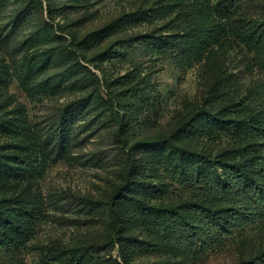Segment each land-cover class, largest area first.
<instances>
[{
	"label": "rangeland",
	"instance_id": "1",
	"mask_svg": "<svg viewBox=\"0 0 264 264\" xmlns=\"http://www.w3.org/2000/svg\"><path fill=\"white\" fill-rule=\"evenodd\" d=\"M200 1L206 10L195 19L176 18L170 5L180 0H0V211L34 212L24 235L11 231L0 244V264H264V220L213 247L189 246L174 233L180 221L159 211L246 201L219 204L225 194L213 185L190 184L200 168L227 183L232 167L249 163L264 185V0L229 9ZM123 15L135 16L117 24ZM195 22L212 35L201 48L168 56L129 47L132 37L163 40ZM245 120L254 127H239ZM164 138L199 157L134 149ZM132 160L146 183L133 194L158 210L122 206L134 241L120 247L110 206ZM253 203L264 216V203ZM185 213L208 238L204 216ZM7 230L0 220L1 238Z\"/></svg>",
	"mask_w": 264,
	"mask_h": 264
},
{
	"label": "trees",
	"instance_id": "2",
	"mask_svg": "<svg viewBox=\"0 0 264 264\" xmlns=\"http://www.w3.org/2000/svg\"><path fill=\"white\" fill-rule=\"evenodd\" d=\"M235 0H222L218 7H223V9H229L231 4H233ZM192 4V5H191ZM183 5L185 10L183 12ZM191 5V7H190ZM205 3L200 0H195L192 3V0H187L183 3V0H180V3H173L170 5V8L173 12H175V16L182 17L183 13L192 12L193 11V18L196 17V14H202L206 8L204 7ZM182 7V8H181ZM180 8V9H179ZM56 8H53L51 5L48 6V13L52 18L56 13ZM196 13V14H195ZM135 15H133L134 17ZM131 15H123L119 20H117V24L128 20L129 18H133ZM196 19V18H195ZM205 24H197L195 22L194 28H188L183 32L179 30L177 33H172L170 35H165L164 39L151 37L149 35L142 36V37H132L129 39V47L132 48L137 43H141L144 45H148L151 47L152 53H161L162 55L172 56L174 53L176 55L178 53H182L183 51L201 48L204 45L209 43V38L212 35H207L204 33ZM214 29V26L212 27ZM185 36V40H183ZM189 36L190 39L189 40ZM91 36H87L81 42L82 45H85L91 38ZM191 44V45H190ZM190 46V48H189ZM66 54L70 59L76 60V53L72 50L66 49ZM78 67V64H75L73 68ZM251 128L254 127L253 124L249 123L247 120L244 122L238 123L239 127L241 125ZM127 123L122 124V129L126 130ZM184 126L181 127V129ZM259 136H264V128L259 129ZM142 146V147H150V148H162L167 147L173 153L179 155H189L194 157H199V154H196L186 148H182L178 146L172 139L164 138L159 140H146L138 142L134 149ZM134 160L129 161L130 171L128 174V178L126 180V184L123 187H120L115 195L112 198L110 212L112 216L113 225L116 228V236L119 242V246H122V242L132 243L134 239L126 234H124V222H123V208L129 201H135L137 203V209L139 214L141 215V211L144 210H152L154 213L158 208L152 205H148L144 200L141 198H137L136 195L133 194L139 187L145 186L146 183L143 181H139L136 178L138 171H136L134 166ZM3 164L0 162V167ZM137 167V165H136ZM8 170V169H7ZM238 170L239 175L235 172ZM237 175H236V174ZM254 169L251 168V165L248 163H241L237 164L235 167H232L230 179L228 178V182L224 183L222 181H218L216 184L215 177L211 179L210 176L205 175L203 168H200V171L196 175V177L189 179L190 184L198 185L201 182H205L207 185H213V189L219 191L217 192L218 195L224 193V196H219V199H223L221 203L224 204L226 201V196L230 198H242L246 199L241 205L237 206L235 203L233 207L226 208L222 206L218 207H210L200 202H186L183 203V206H180L179 210H159L166 214V220L175 223L180 221L181 225H177L175 228V234L180 236L183 244L189 243V246H195L197 242H201L202 246L204 247H213L220 242H222L227 236L233 234L236 229L243 230L244 228L250 227L252 224L256 222H263L264 216L262 211L254 206L253 202L264 203V185L260 182H257L255 178ZM225 191V192H223ZM214 192V191H213ZM123 206V208H122ZM186 210H194L202 214L204 217L202 219L203 228L207 231L208 238L201 239L198 233H195L194 230L196 229L195 224H193L189 219L187 214L185 213ZM151 211V212H152ZM158 211V212H159ZM32 210L25 209L23 213L19 214L18 217H14L7 213L6 211H0V220L4 223V226L8 228L7 231H1L2 234L5 235V238H1L0 236V244L1 246H7L10 239H14V236L11 234V231L22 232L24 235V224L26 221L29 220V216H33ZM157 214V213H156ZM34 217V216H33ZM33 217L31 219H33ZM156 223L161 225L163 220H158L159 216H156ZM199 223V222H198ZM200 224V223H199ZM201 225V224H200ZM180 227L183 228V232L180 231ZM123 230V231H122ZM195 238V239H193ZM3 241V243H1ZM21 241H18L20 243ZM138 242V241H136ZM135 243V242H134ZM142 244V242H138ZM264 262V260H262Z\"/></svg>",
	"mask_w": 264,
	"mask_h": 264
}]
</instances>
